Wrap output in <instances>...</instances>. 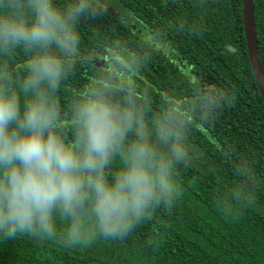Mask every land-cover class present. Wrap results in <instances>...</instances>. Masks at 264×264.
Segmentation results:
<instances>
[{
	"label": "trees",
	"instance_id": "obj_1",
	"mask_svg": "<svg viewBox=\"0 0 264 264\" xmlns=\"http://www.w3.org/2000/svg\"><path fill=\"white\" fill-rule=\"evenodd\" d=\"M97 4L103 14L79 24L81 58L62 82L61 104L67 112L95 82L118 98L134 97L146 119L178 114L191 149L189 165L179 166L182 196L123 241L65 248L26 235L0 239V264H264V99L248 57L242 0ZM252 4L264 71V0ZM23 58L20 52L8 61L13 72L22 71ZM210 89L230 103L205 108L201 94ZM237 189L245 193L239 202Z\"/></svg>",
	"mask_w": 264,
	"mask_h": 264
},
{
	"label": "clouds",
	"instance_id": "obj_2",
	"mask_svg": "<svg viewBox=\"0 0 264 264\" xmlns=\"http://www.w3.org/2000/svg\"><path fill=\"white\" fill-rule=\"evenodd\" d=\"M101 14L97 0H0V239L65 248L123 241L182 196L179 166L191 149L178 114L146 119L134 97L95 82L67 112L61 104L81 58L79 24ZM20 52L23 69L13 72L8 61ZM201 103L214 110L230 101L210 89Z\"/></svg>",
	"mask_w": 264,
	"mask_h": 264
},
{
	"label": "water",
	"instance_id": "obj_3",
	"mask_svg": "<svg viewBox=\"0 0 264 264\" xmlns=\"http://www.w3.org/2000/svg\"><path fill=\"white\" fill-rule=\"evenodd\" d=\"M242 15L249 61L256 83L264 99V71L259 57L252 0H242Z\"/></svg>",
	"mask_w": 264,
	"mask_h": 264
}]
</instances>
